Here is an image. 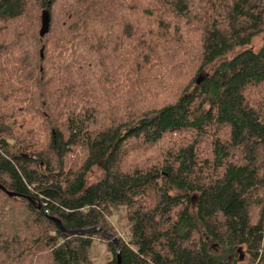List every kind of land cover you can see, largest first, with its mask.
I'll return each mask as SVG.
<instances>
[{
  "label": "trees",
  "instance_id": "obj_1",
  "mask_svg": "<svg viewBox=\"0 0 264 264\" xmlns=\"http://www.w3.org/2000/svg\"><path fill=\"white\" fill-rule=\"evenodd\" d=\"M263 38L264 0H0V264H117L52 218L121 264H264Z\"/></svg>",
  "mask_w": 264,
  "mask_h": 264
},
{
  "label": "rangeland",
  "instance_id": "obj_2",
  "mask_svg": "<svg viewBox=\"0 0 264 264\" xmlns=\"http://www.w3.org/2000/svg\"><path fill=\"white\" fill-rule=\"evenodd\" d=\"M264 40V38H263ZM260 41L255 43V46H258ZM76 153L81 156V151L77 150ZM34 186H30L33 189ZM37 192V191H34ZM111 227L117 232V236L122 235L125 239L128 237L129 224L126 219L124 211L116 212L109 219ZM89 257L94 264H106L111 258L112 255L108 251L106 243L102 240L95 239L92 242L91 247L89 248ZM241 256L243 262L247 261V257L244 254V251H241Z\"/></svg>",
  "mask_w": 264,
  "mask_h": 264
},
{
  "label": "water",
  "instance_id": "obj_3",
  "mask_svg": "<svg viewBox=\"0 0 264 264\" xmlns=\"http://www.w3.org/2000/svg\"><path fill=\"white\" fill-rule=\"evenodd\" d=\"M41 31H42V33L45 32L46 31V26H43ZM42 57L43 56L41 54V58ZM0 191L4 192L8 197H13V196L15 197L14 193L7 192L1 185H0ZM28 200L31 201L30 199H28ZM36 208L41 213H44V210L42 209V207L40 205H37ZM52 221H54L56 223V225L59 227V229L62 232H65V233H67L69 235H72V236H77V235L85 236V235H88V234H93V233H95L97 231L103 233L104 236L106 237V239L114 244V246H115V248L117 250V252H116V263L117 264H121L120 248H119L117 239L113 235L107 234L102 228L95 227V228H92V229H89V230H83V231H65L64 228L62 227L60 221H58L56 219H53V218H52ZM241 258H242V256H241Z\"/></svg>",
  "mask_w": 264,
  "mask_h": 264
},
{
  "label": "built area",
  "instance_id": "obj_4",
  "mask_svg": "<svg viewBox=\"0 0 264 264\" xmlns=\"http://www.w3.org/2000/svg\"><path fill=\"white\" fill-rule=\"evenodd\" d=\"M40 198H42V197H40ZM43 207H45V204L43 203Z\"/></svg>",
  "mask_w": 264,
  "mask_h": 264
}]
</instances>
